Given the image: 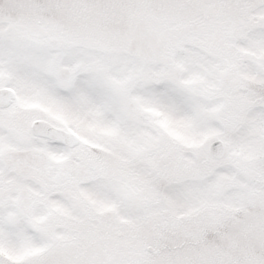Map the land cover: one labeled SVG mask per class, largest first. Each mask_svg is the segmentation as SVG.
<instances>
[{
    "label": "snow or ice",
    "instance_id": "6c2138e0",
    "mask_svg": "<svg viewBox=\"0 0 264 264\" xmlns=\"http://www.w3.org/2000/svg\"><path fill=\"white\" fill-rule=\"evenodd\" d=\"M0 264H264V0H0Z\"/></svg>",
    "mask_w": 264,
    "mask_h": 264
}]
</instances>
